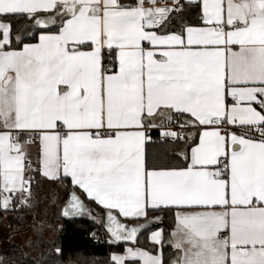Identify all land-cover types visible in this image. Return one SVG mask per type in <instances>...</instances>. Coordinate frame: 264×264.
I'll return each mask as SVG.
<instances>
[{
	"label": "snow or ice",
	"instance_id": "snow-or-ice-1",
	"mask_svg": "<svg viewBox=\"0 0 264 264\" xmlns=\"http://www.w3.org/2000/svg\"><path fill=\"white\" fill-rule=\"evenodd\" d=\"M34 173L111 264H264V0H0V210Z\"/></svg>",
	"mask_w": 264,
	"mask_h": 264
},
{
	"label": "trees",
	"instance_id": "trees-1",
	"mask_svg": "<svg viewBox=\"0 0 264 264\" xmlns=\"http://www.w3.org/2000/svg\"><path fill=\"white\" fill-rule=\"evenodd\" d=\"M195 7V6H194ZM185 23L191 25L199 24V13L191 10L190 14L185 18ZM174 29L179 30V23L175 21L172 23ZM156 138V133H153V139ZM153 155H158L163 150L161 145L152 147ZM170 151V150H169ZM38 156V151L35 153ZM37 159L34 158L35 162ZM35 166V164H34ZM35 180L33 182V193H39L42 190L45 181L42 175L34 173ZM55 185L64 186L66 191L64 199L59 206L52 208L46 216L41 213L43 223L35 227V238L27 245V250L24 251L18 245L12 244L0 251V261L2 264H111L110 256L113 253L124 251V246L112 245L101 241V237H106L108 234L105 231L102 220L95 222L87 215L82 217H65L62 210L65 206L68 197V186L64 184L54 183ZM86 205L92 209L96 214H101L104 210L93 202L85 199ZM39 202H29V206H19L16 210L0 211V224H4L7 213L12 215L16 223L8 222V228L20 227L27 223L28 220H35L39 216L33 214V210L38 207ZM37 209V208H36ZM6 213V214H5ZM164 220L163 230L165 237L174 227V219L172 216L163 215ZM52 232V233H51ZM54 237H50L49 235ZM99 240H95V235ZM150 233H142L138 236V246L149 249L151 247L148 240ZM100 237V238H99ZM60 251L57 252L56 249ZM166 259H171L175 251L165 243Z\"/></svg>",
	"mask_w": 264,
	"mask_h": 264
},
{
	"label": "rangeland",
	"instance_id": "rangeland-1",
	"mask_svg": "<svg viewBox=\"0 0 264 264\" xmlns=\"http://www.w3.org/2000/svg\"><path fill=\"white\" fill-rule=\"evenodd\" d=\"M65 193L66 191L64 186L51 183L43 185L41 192L33 193L32 199L30 200L33 203L39 202L38 207H36L37 209L35 208L33 210V214H36V216H39L40 218L39 220L38 217L33 221L28 220L27 223L23 224V226L11 229L8 228V222H16L13 219V212L11 216L7 213L4 224H0V251L12 244L18 245L26 251L28 243L35 238V227L43 223L41 213H44L47 216L49 213L47 208H49L50 211L52 208L59 206L64 199ZM51 233L49 238L54 237Z\"/></svg>",
	"mask_w": 264,
	"mask_h": 264
},
{
	"label": "crops",
	"instance_id": "crops-1",
	"mask_svg": "<svg viewBox=\"0 0 264 264\" xmlns=\"http://www.w3.org/2000/svg\"><path fill=\"white\" fill-rule=\"evenodd\" d=\"M128 6V5H127ZM131 6V5H130ZM193 26H198V25H193ZM169 27L170 28H174V25H169ZM178 28H180V27H178ZM38 151V148H37V146H35V145H33L32 146V148H31V150H30V152H31V157H32V159H34V158H36L37 157V155H35V153ZM43 177V176H42ZM43 179H44V181H45V183H51V184H54V183H57V181H51V180H48L47 178H45V177H43ZM59 184H64V183H61V182H58ZM94 203V202H93ZM95 204V203H94ZM96 205V204H95ZM98 206V205H97ZM98 207H100V206H98ZM101 208V207H100ZM0 211H3V210H0ZM3 212H5V211H3ZM98 216H100V217H103L104 216V212L103 213H101V214H98ZM106 222V220H102V223L104 224ZM158 226H159V228H162L163 229V227H164V220L163 219H160L159 221H158ZM174 227H175V225H174ZM174 227H173V229H174ZM105 228V227H104ZM172 229V230H173ZM97 237V235H95V240H99V239H97L96 238ZM100 238V237H99ZM101 241H105L106 243H108L107 241H108V235L106 236V237H101V239H100ZM124 252V251H123ZM123 252H119V254H123Z\"/></svg>",
	"mask_w": 264,
	"mask_h": 264
},
{
	"label": "water",
	"instance_id": "water-1",
	"mask_svg": "<svg viewBox=\"0 0 264 264\" xmlns=\"http://www.w3.org/2000/svg\"><path fill=\"white\" fill-rule=\"evenodd\" d=\"M122 2L127 6H135L136 5V0H122ZM104 217V216H103ZM106 229V228H105Z\"/></svg>",
	"mask_w": 264,
	"mask_h": 264
},
{
	"label": "built area",
	"instance_id": "built-area-1",
	"mask_svg": "<svg viewBox=\"0 0 264 264\" xmlns=\"http://www.w3.org/2000/svg\"><path fill=\"white\" fill-rule=\"evenodd\" d=\"M139 2V0H136V4ZM169 2H171V0H169ZM149 4V0H145V6H148Z\"/></svg>",
	"mask_w": 264,
	"mask_h": 264
},
{
	"label": "bare ground",
	"instance_id": "bare-ground-1",
	"mask_svg": "<svg viewBox=\"0 0 264 264\" xmlns=\"http://www.w3.org/2000/svg\"><path fill=\"white\" fill-rule=\"evenodd\" d=\"M105 231H106V229H105ZM107 232V231H106ZM108 234V233H107Z\"/></svg>",
	"mask_w": 264,
	"mask_h": 264
}]
</instances>
